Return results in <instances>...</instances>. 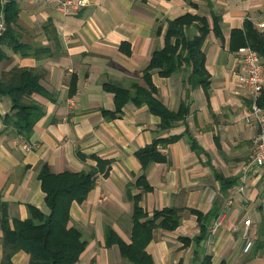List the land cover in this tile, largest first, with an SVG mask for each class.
<instances>
[{"label": "crops", "instance_id": "obj_1", "mask_svg": "<svg viewBox=\"0 0 264 264\" xmlns=\"http://www.w3.org/2000/svg\"><path fill=\"white\" fill-rule=\"evenodd\" d=\"M16 1L19 15L13 34L24 45L14 48L9 36L0 41V77L15 66L31 67L51 97L33 94L45 113L25 137L2 119L11 113V99L0 95V200L7 203L11 223L15 217H28V204L49 212L39 177L43 162L61 172L90 169L97 164L93 155L111 159L108 175L99 173L86 199L73 201L69 221L88 237L76 264H90L94 257L105 264L107 251L117 249V244L105 245L106 224L131 241L134 196L143 192L135 184L143 172L136 151L163 138L158 147L166 159L145 169L152 188L141 194L140 204L150 214L166 206L183 210L176 229L154 231L147 249L156 264H199L193 263L196 248L210 253L213 264H264V164L252 162L259 127L245 119L252 98L239 82L243 69L238 50L229 48L231 30L241 27L246 17L264 29V0H194L195 7L188 0H87L72 12L46 0ZM186 12L206 15L211 26L215 12L223 31L219 36L211 29L203 43L208 88L189 83V66L169 76L157 70L152 74L157 96L168 108L177 111L188 102L186 117L161 128L159 115L132 100L120 116H105L103 110L113 111L116 104L104 83L145 85L144 69L154 50L165 44L168 20ZM159 24L160 35L155 32ZM188 33L194 36L197 27ZM219 175L233 184L224 186ZM192 209L209 213L208 234L199 245L193 241L184 247L179 236L201 231ZM247 218L253 240L249 250L243 234ZM217 220L220 224L213 230ZM4 254L0 211V264ZM29 259L24 249L12 255L14 264Z\"/></svg>", "mask_w": 264, "mask_h": 264}, {"label": "trees", "instance_id": "obj_2", "mask_svg": "<svg viewBox=\"0 0 264 264\" xmlns=\"http://www.w3.org/2000/svg\"><path fill=\"white\" fill-rule=\"evenodd\" d=\"M188 2L194 7L197 6L194 0H188ZM4 12L6 29L0 41L9 36L14 48L24 45L13 34V26L19 15L17 1L8 0ZM212 19V26L209 18L199 13L186 12L169 19L163 31L164 46L154 50L149 64L144 69L145 85L133 82L131 88H126L116 83H104L107 90L114 92L116 104L113 111L103 110L105 116L108 118L120 116L122 107L132 100L137 105L147 104L152 112L159 115L161 128L170 127L178 120H183L189 112L188 102L183 101L177 111L168 108L157 96V86L153 82L152 74L157 70L161 76H169L183 66H189L192 68L188 76L189 83L193 86L201 84L204 88H208L210 75L205 67L206 54L203 43L211 29L219 36L223 34L220 15L212 12ZM191 26L198 29V33L194 36L188 33ZM162 30L163 26L159 24L155 32L160 35ZM243 45L252 46L264 56V29L258 28L249 17L244 19L241 27H234L231 30L229 48L236 51ZM75 91L76 86L72 79L71 94ZM36 92L51 97L50 92L41 84L40 75L33 68L15 66L2 73L0 95L9 96L11 99V113H6L2 119L7 125L12 126L14 133L25 137L30 136L35 123L44 115L43 106L33 96ZM162 141L163 138H155L136 151L142 163L143 172L135 184L139 185L143 192L152 188L145 173L149 163L166 159L165 154L158 147ZM191 144L195 145L194 138H191ZM93 157L97 159V164L88 170L81 171L66 169L53 172L47 162L41 164L39 177L46 193L48 213H44L33 204H28V217L23 220L15 217L11 223L7 203L0 200L1 226L5 242V254L1 264H14L12 255L19 249L30 253L27 264H76L80 261L88 240L80 228L69 225L71 205L73 201H84L89 191L96 185L97 175L101 172L108 175L111 166V159L98 155ZM219 177L224 186L232 185L234 182L231 178H224L221 175ZM143 192L134 196L131 241L123 239L110 224H106L105 245L110 247L117 244L122 258L131 264H156L153 255L147 249L154 238V231L158 228L176 229L180 224L183 208L166 206L155 209L150 214L140 204ZM192 211L197 213L201 231L193 237L179 236L184 247L190 246L193 241L199 245L208 234L209 213L196 209ZM195 261H199V264H213L212 255L201 252L199 248H196L194 252L193 263ZM220 264L229 263L222 260Z\"/></svg>", "mask_w": 264, "mask_h": 264}, {"label": "built area", "instance_id": "obj_3", "mask_svg": "<svg viewBox=\"0 0 264 264\" xmlns=\"http://www.w3.org/2000/svg\"><path fill=\"white\" fill-rule=\"evenodd\" d=\"M46 1L66 12L79 10L87 5V0ZM6 2L7 0H0V37L6 29L4 13ZM237 53L243 69V72L239 74V82L241 86L250 93L252 98L245 119L249 123H256L259 127L258 134L255 138V150L252 162L256 165H262L264 164V56L250 45L241 46ZM219 224L220 222L217 220L212 229L215 230ZM250 224L251 219H245L243 226V234L247 240L245 250H249L253 244V240L250 238Z\"/></svg>", "mask_w": 264, "mask_h": 264}, {"label": "rangeland", "instance_id": "obj_4", "mask_svg": "<svg viewBox=\"0 0 264 264\" xmlns=\"http://www.w3.org/2000/svg\"><path fill=\"white\" fill-rule=\"evenodd\" d=\"M85 232L88 233L89 230L85 229ZM85 238H88L86 235H84ZM115 247V246H113ZM117 249L112 248L111 250L107 251L106 258H105V264H130L129 261L122 258L119 253V247L116 245ZM90 264H99L97 257H94L93 260H91Z\"/></svg>", "mask_w": 264, "mask_h": 264}]
</instances>
